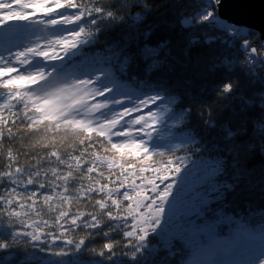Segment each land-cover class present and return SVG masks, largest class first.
Wrapping results in <instances>:
<instances>
[{"label": "snow or ice", "instance_id": "1", "mask_svg": "<svg viewBox=\"0 0 264 264\" xmlns=\"http://www.w3.org/2000/svg\"><path fill=\"white\" fill-rule=\"evenodd\" d=\"M224 5L0 0V264H264V30Z\"/></svg>", "mask_w": 264, "mask_h": 264}, {"label": "trees", "instance_id": "2", "mask_svg": "<svg viewBox=\"0 0 264 264\" xmlns=\"http://www.w3.org/2000/svg\"><path fill=\"white\" fill-rule=\"evenodd\" d=\"M153 13L148 17L151 21L159 22L162 19H172L174 12L183 11L188 7V0H152ZM140 11V9H137ZM258 35L259 32L255 31ZM161 35H171L174 42L179 40V36L176 33H168L166 30L161 31ZM115 36V33L111 31L103 32L100 36V44L110 41ZM258 47V45H257ZM242 59V57H241ZM202 71V69H197L195 67H190L187 76L194 80L192 92L195 102L192 107L194 112L198 109L208 107L211 115L213 117L227 118L230 115L229 106L232 103L228 97L218 98L217 94L210 91L211 84L215 81H219L222 78L221 74H217L214 77H210L208 80H204L203 77H197L196 73ZM234 81L239 80L242 85L246 84L243 77L239 75V70H237V75L233 76ZM201 83H206L208 86V91L201 93L199 88ZM246 94H251V88H245ZM234 106V105H233ZM197 123V118L193 117V124ZM10 142H6L5 147L8 146ZM27 144L28 141L26 140ZM3 163V158L0 157V164ZM248 167L253 169L252 175L248 178L251 184L254 186L250 191H247L244 196V200L249 201L254 207L264 206V184L261 183L264 180V157L260 156L257 152L254 154L252 159L248 161ZM2 170V169H0ZM47 218V217H45ZM259 219V217H257Z\"/></svg>", "mask_w": 264, "mask_h": 264}, {"label": "water", "instance_id": "3", "mask_svg": "<svg viewBox=\"0 0 264 264\" xmlns=\"http://www.w3.org/2000/svg\"><path fill=\"white\" fill-rule=\"evenodd\" d=\"M222 12L252 30H264V0H225Z\"/></svg>", "mask_w": 264, "mask_h": 264}]
</instances>
